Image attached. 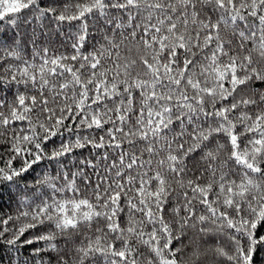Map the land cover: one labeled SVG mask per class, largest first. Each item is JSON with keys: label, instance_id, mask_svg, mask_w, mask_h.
Here are the masks:
<instances>
[{"label": "snow or ice", "instance_id": "6c2138e0", "mask_svg": "<svg viewBox=\"0 0 264 264\" xmlns=\"http://www.w3.org/2000/svg\"><path fill=\"white\" fill-rule=\"evenodd\" d=\"M0 264H264V0H0Z\"/></svg>", "mask_w": 264, "mask_h": 264}]
</instances>
